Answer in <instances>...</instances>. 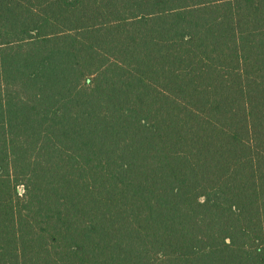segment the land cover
I'll return each mask as SVG.
<instances>
[{"label": "trees", "instance_id": "trees-1", "mask_svg": "<svg viewBox=\"0 0 264 264\" xmlns=\"http://www.w3.org/2000/svg\"><path fill=\"white\" fill-rule=\"evenodd\" d=\"M0 264H264V0H0Z\"/></svg>", "mask_w": 264, "mask_h": 264}]
</instances>
